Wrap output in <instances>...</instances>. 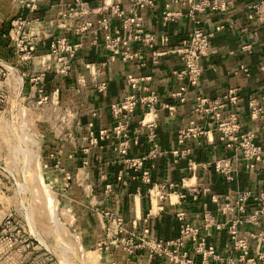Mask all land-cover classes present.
Returning <instances> with one entry per match:
<instances>
[{
	"label": "built area",
	"instance_id": "obj_1",
	"mask_svg": "<svg viewBox=\"0 0 264 264\" xmlns=\"http://www.w3.org/2000/svg\"><path fill=\"white\" fill-rule=\"evenodd\" d=\"M12 1L19 14L10 23L12 37L11 34L9 36L17 48L26 43L22 50L24 62L40 66L34 69L32 67L29 73L33 72V75L28 78L35 88L34 93L38 95L39 105L53 103L54 96H59V90L53 94L47 91L48 74L53 73L64 80L75 78L76 59L87 37L94 38L93 45L102 46L110 54L112 61L130 69L126 76L130 92L110 104L111 125L99 129L98 132L94 131L93 122L87 125L89 131L84 138V146L80 148L83 155L80 163L83 170L94 169L89 159L92 148L107 144L113 150L115 162L122 164L123 170L118 175L116 185L106 184L105 177H101L103 197L109 198L119 187L136 181L139 174L142 184L149 185L156 161L166 155L161 150L157 133L159 109L162 107L168 110L170 116L177 110L175 106L163 104L156 88L152 86L153 78L142 76L140 71L150 65L158 66L160 60L169 54L179 56L180 68L172 72L179 86L171 94V99L179 104H186L189 88L198 85L204 72L202 60L210 53L211 41L216 32L224 29L221 26L214 31L205 30L202 17L208 12L226 13L232 0H164V24H174L185 19L195 26L182 45L172 51L169 49L170 37L165 30L160 34L146 30L144 12L155 9L159 0H105L98 2V6L75 0L56 19L59 28L66 35L51 40L49 51L40 57L36 49L43 36L39 33L33 34L27 43L26 31L32 23L40 22L33 17L49 0ZM173 6H178L179 9L174 11ZM249 20L264 23V0H258L251 7ZM71 35L76 36L78 41L73 42ZM107 66V63L87 65L88 72L95 79L92 94L104 95L109 90L108 81L98 80L104 76ZM240 72L246 77L250 76L248 68L243 65ZM241 101L240 91L236 87L230 88L216 99L202 96L196 99L194 118L178 131V147L171 152L175 159L188 160L192 178H196L199 170H213L225 182L230 183L240 165L251 173L264 174V143L259 144L257 135L245 129L238 112ZM248 108L250 120L261 121L264 118V94L260 97L250 96ZM69 112L72 114L73 124L77 125L76 130L83 132L84 126L79 121L78 112L66 109L63 118L66 119V113ZM97 117L99 109L92 112V118ZM137 118L139 120L135 133L146 132L150 149L146 154L131 157L133 145H138V139L132 137V126ZM215 140L231 155L215 157L205 163L196 162L193 158V144L203 147L214 144ZM50 159H55L54 154ZM146 164L150 166L148 169H145ZM56 167H60L59 164ZM62 172L65 171L62 169ZM128 174L130 175L126 183L125 177ZM70 181L71 178L68 177L65 188L71 187ZM207 181L202 187L187 186V193L193 204L199 198L211 195V201L216 206L215 212L208 211L206 204L199 209L198 218L183 210L178 211L176 218L180 224L179 237L168 242L157 239L149 219L135 220L130 227V233L135 236L134 231L139 226L143 237L141 245L136 246L135 250H146L144 255L149 260L158 259L162 264H264V190H230L225 196H217L212 194L210 181ZM85 188L93 193L96 186L85 184ZM154 191L165 196L167 188L162 185L153 188L149 191L151 199ZM140 192L141 187L137 189V193ZM188 196L182 194L181 198L186 200ZM160 207L159 211H162V206ZM103 216L106 220H113V226L110 225L108 230H112L115 236L129 230L123 216L111 211ZM103 216L101 215L102 218ZM105 229L104 225L103 230ZM223 236L226 239V249L218 245ZM113 245L105 243V249L108 251ZM124 250L129 256L135 255V250L127 247Z\"/></svg>",
	"mask_w": 264,
	"mask_h": 264
},
{
	"label": "crops",
	"instance_id": "obj_2",
	"mask_svg": "<svg viewBox=\"0 0 264 264\" xmlns=\"http://www.w3.org/2000/svg\"><path fill=\"white\" fill-rule=\"evenodd\" d=\"M103 1L105 0H94L93 4H87L98 6V2ZM257 1L232 0L226 13L208 12L202 17L205 30L214 31L221 26L224 29L216 32L214 39L211 41L210 53L202 60L204 72L198 85L189 88L186 104H179L171 99V94L179 86V83L172 76L173 70L180 68L179 56L169 54L160 60L158 66L150 65L140 71L142 76L153 78L152 86L156 88L163 104L175 106L177 110L173 116H170L168 110L162 109V107L159 109L157 133L161 150L166 155L156 161V168L152 172L149 185L142 184L141 174L139 175L140 181H136L137 183L128 182V176L130 175L128 174L125 177V182H128V184L119 187L117 192L109 198L103 197L105 204L117 203V208H115L126 217L134 218L135 215L141 217H135L136 219H150L153 223L158 221L161 223L163 217L169 216L172 218L180 210L198 218L199 209L204 204H206L208 211H216V206L211 201V195L203 196L193 204L187 193L186 185L188 184L189 186L196 184V186L202 187L209 180L212 194L217 196H225L230 190H264V174L262 173H251L240 165L232 183L227 184L225 182L227 185L220 184L221 187H217L221 177L213 170H199V177L194 179L189 171L188 160L175 159L171 154L178 147V131L194 118L196 99L201 96L216 99L233 87L239 89L242 97L238 112L245 124V129L257 135L259 144L264 143V118L259 122H253L250 120L248 108V98L250 96L260 97L264 94V23L249 20L251 7ZM74 3L75 0H49L37 12L36 15L40 20L39 26L44 31V37L37 46L38 57L49 51L51 40L66 35V32L59 28L56 19L60 12L67 10ZM124 6L126 7L127 4L125 3ZM163 8L164 0H159L155 9L144 12L146 30L157 34L165 30L170 37L169 49L171 51L176 50L188 38L195 26L190 20L185 19L174 24H164L162 20ZM178 9V6H173L174 11ZM1 10L8 13L14 10V15L10 21L19 14V10L12 0H0V14H2ZM10 21L3 22L0 26V40L6 41L7 34L3 35L2 32L4 27L10 24ZM8 37L7 42L11 41L9 35ZM70 38L73 42L78 41V38L74 35H71ZM93 39L87 37L83 41L84 47L76 59L75 78L73 80H64L53 73L48 74L46 77L47 91L53 94L56 90H59V96H54L53 99V105L56 107V119L61 117L66 106L74 112H78L79 121L84 126L83 134L80 137L88 133L87 125L90 122L94 123L95 132L103 127H109L112 122L110 104L130 92L126 78L130 69L112 61L110 54L102 46L93 45ZM102 63H107L108 66L104 70V76L98 80L108 81L109 90L104 95L92 94V85L95 79L88 72L87 65ZM242 65L248 68L249 77L240 72ZM37 67L40 66L37 65ZM95 109H99V117L93 119L92 112ZM60 111L61 114H59ZM138 120L137 118L132 126V137L138 139V145H133L130 152L131 157L146 154L150 149L146 132L135 133ZM193 145V158L198 163L208 162L215 157H229L231 155L218 140H215L214 144L204 145L203 147ZM114 157L113 150L107 144L92 148L89 159L94 169H91L90 174L87 173L88 169L78 170L80 176L83 175V178L79 177V180H77L78 186L83 184L94 185L96 190H99L103 187L101 183L102 176L105 177L106 184L116 185L118 175L123 169L118 170L121 165L115 162ZM149 167V164L145 165V169ZM183 184H186L185 187ZM161 185L166 186L167 191H169L165 199L166 205L162 207V211H158L161 205V195L154 193L152 195V209H150L151 206L146 194ZM139 187H141V192L138 194L137 189ZM182 194L187 195L188 198L183 200L181 198ZM155 196L158 197L159 202L154 206L153 199ZM218 243L222 249H226L225 236L221 237ZM158 264H162V262L159 261Z\"/></svg>",
	"mask_w": 264,
	"mask_h": 264
},
{
	"label": "rangeland",
	"instance_id": "obj_3",
	"mask_svg": "<svg viewBox=\"0 0 264 264\" xmlns=\"http://www.w3.org/2000/svg\"><path fill=\"white\" fill-rule=\"evenodd\" d=\"M13 15L14 10L2 11L0 26ZM39 24L27 29V43L33 34L43 36ZM11 31L10 26L12 37ZM5 40H0V264H156L144 255L146 250H135L143 237L139 226L135 236L130 227L138 216L126 217L117 203L105 204L103 187L91 193L85 184L78 186L86 134L80 137L83 132L76 130L70 112L63 118L70 107L56 119L52 102L39 105L28 81L37 65L22 60L26 43L17 48ZM68 177L71 187L65 188ZM168 192H158L162 207ZM146 195L152 209L151 193ZM109 211L123 216L128 233L115 236L108 230L113 220L103 214ZM105 243L115 245L107 251ZM124 247L135 255H127Z\"/></svg>",
	"mask_w": 264,
	"mask_h": 264
},
{
	"label": "trees",
	"instance_id": "obj_4",
	"mask_svg": "<svg viewBox=\"0 0 264 264\" xmlns=\"http://www.w3.org/2000/svg\"><path fill=\"white\" fill-rule=\"evenodd\" d=\"M83 2H85V3H90V4H93V1L94 0H82ZM10 29V24L8 25V26H5L4 27V29H3V32H2V34L3 35H5V34H7V38L6 39H8L9 37H8V30ZM140 145V144H139ZM194 146V145H193ZM193 155H194V148H193ZM121 165V168L120 167H118V170L119 169H123V165L122 164H120ZM118 166V165H117ZM140 175V174H139ZM139 175H138V178H137V180L136 181H140V179H139ZM136 181H134V182H136ZM224 180L222 179V178H220V182L217 184L218 186L217 187H221V185L220 184H223V185H225L226 183H225V181L223 182ZM133 182V183H134ZM137 183V182H136ZM230 183H232V182H230ZM227 184H229V183H227ZM226 184V185H227ZM136 185V184H135ZM202 198V197H201ZM191 199V198H190ZM199 200H200V198H199ZM191 202H192V199L190 200ZM151 224H152V226H153V230L155 231V234H156V237H157V239L158 240H161V241H163V242H168V241H171V240H174V239H177L178 237H179V233H180V224H179V222H178V220H177V218H176V214H175V216L174 217H169V216H166V217H163L162 218V220H161V223H159V221L158 222H156V223H153L152 221H151ZM153 261H155L156 262V264H158L159 263V260L158 259H155V260H153Z\"/></svg>",
	"mask_w": 264,
	"mask_h": 264
},
{
	"label": "bare ground",
	"instance_id": "obj_5",
	"mask_svg": "<svg viewBox=\"0 0 264 264\" xmlns=\"http://www.w3.org/2000/svg\"><path fill=\"white\" fill-rule=\"evenodd\" d=\"M8 69H9L11 72H14L13 68L9 67ZM195 179H196V178H195ZM41 180H42V179H41ZM185 185H186V184H185ZM186 186H189V184L186 185ZM154 193L160 195L157 191H154V192H153V195H154ZM170 195H171V194H170ZM158 202H159V199H158V197L155 196L154 199H153V203H154L153 205H154V206L157 205ZM53 203H54V202H53ZM49 205H50V204H49ZM49 207H50V206H49Z\"/></svg>",
	"mask_w": 264,
	"mask_h": 264
}]
</instances>
